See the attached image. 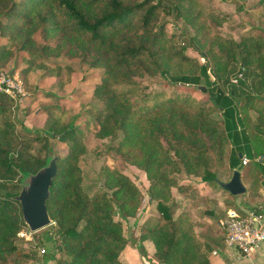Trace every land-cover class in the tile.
<instances>
[{
  "label": "trees",
  "instance_id": "obj_1",
  "mask_svg": "<svg viewBox=\"0 0 264 264\" xmlns=\"http://www.w3.org/2000/svg\"><path fill=\"white\" fill-rule=\"evenodd\" d=\"M251 1L221 0L237 13L250 11L249 24L222 12L215 0H0V68L19 56L23 79L36 70L59 74L62 64L50 66L59 57L102 69L92 89L100 104L94 137L110 140L107 153L115 163L102 169L103 190L90 196L83 188L81 131L57 119L49 126L50 137L67 146L46 202L54 225L45 256L53 264H121L128 240L120 218L136 217L143 203L125 164L145 173L158 212L139 225L137 240H150L161 264H211L218 231L224 240L222 215L199 193L204 209L197 219L189 209L176 215L173 189L184 199L191 190L181 173L221 189L218 171L229 177L238 171L250 197L264 187V0L246 9ZM166 17L182 22L179 34L168 32ZM225 25L243 33L236 39L222 31ZM238 71L244 77L234 85L230 78ZM157 76L170 90L148 91L140 81ZM40 141L44 156L32 151ZM48 143L18 128L15 101L0 92V264H29L43 246L38 239L20 242L25 224L15 197L25 175L49 160ZM244 150L247 164L239 156ZM225 193V211H246L237 195ZM247 207L263 213L261 205Z\"/></svg>",
  "mask_w": 264,
  "mask_h": 264
},
{
  "label": "rangeland",
  "instance_id": "obj_2",
  "mask_svg": "<svg viewBox=\"0 0 264 264\" xmlns=\"http://www.w3.org/2000/svg\"><path fill=\"white\" fill-rule=\"evenodd\" d=\"M257 1L259 0L248 2L245 8H249ZM215 6L224 13L234 14L236 18L242 22H250V11H247V13L244 11L237 13L234 5L221 2V0H215ZM166 21L168 23L167 30L171 34H179L183 29V24L180 20H174L173 17H166ZM251 24L256 25L253 23ZM222 31L225 34L232 35L236 39L243 33L242 29L239 28L234 31V29L231 30V27L228 25L223 26ZM180 41L182 44L187 45L185 37L181 38ZM188 53L196 56L200 62H203L201 56L193 49H189ZM50 61L51 67L55 62L64 66L59 74L47 76L44 70H36L28 73L26 79H23L20 71L24 68V64L21 62L19 56L11 60L6 67L0 68V73L4 76L5 83H9L11 87L14 88V94L17 98L15 101V118L17 120V126L20 129H27L32 137L39 136L41 138H46L48 142L55 141L56 150L60 156L65 154L67 146L61 143L58 137H50L53 131L49 129V126L57 119L60 120V123H71L73 126L77 127L81 131L82 139L86 145V151L80 158L83 176L82 184L85 191L90 196H94L98 191L104 189L102 186L103 167H112L115 164L107 153V146L110 140H101L94 137L96 124L93 120V114L100 107V104L93 97L92 89L93 86L99 82L98 74L102 69L90 68L87 64L78 59L68 60L59 57L51 59ZM140 81L148 88V91L161 89L170 90V88L166 86L164 79L160 76L145 77L140 79ZM32 151L34 154L44 156L46 148L43 142H34ZM123 170L132 178L143 193V203L138 218H120L123 227H128L130 229V227H137V222L144 221L149 215H157L158 212L155 202L151 201L152 206L147 204L149 199L147 192L149 181L145 173L141 169L130 164H125ZM217 175L221 180L225 179V176L226 178L229 177V173L227 174L223 171H218ZM179 180L183 182L188 181L187 185H189L188 187H190L191 190L185 193L188 201L184 204L187 205L184 209H189L194 218L197 219V212L203 211L204 209L203 202L200 198H197V193H199L200 187H202V185H200L202 181L199 178L188 177L184 173L179 175ZM173 193L175 197H179L175 189H173ZM198 195L201 194L199 193ZM236 197H244V194L237 195ZM235 201L239 205H242L244 202L243 200L237 202V198ZM213 204L215 205V201H213ZM182 210L180 205L176 210V215ZM225 216L226 214L223 213L222 216L219 217L221 218L219 221L220 223L223 224ZM53 225L54 223L36 232L29 231L25 226L18 233V238L22 243L32 242L36 244V239L42 241L43 246L39 247L38 250L40 251L41 248H44L45 252L43 254L39 252V254L45 256L52 249V242L45 238L47 235L53 237ZM213 227H215V230L217 228L216 231H218L221 225L214 223ZM217 235L218 242H221L220 245L224 244L221 230L217 232Z\"/></svg>",
  "mask_w": 264,
  "mask_h": 264
},
{
  "label": "crops",
  "instance_id": "obj_3",
  "mask_svg": "<svg viewBox=\"0 0 264 264\" xmlns=\"http://www.w3.org/2000/svg\"><path fill=\"white\" fill-rule=\"evenodd\" d=\"M240 116V115H239ZM238 117V116H237ZM239 129L241 127L239 126ZM246 156V150H244L243 155L241 153L239 154L240 159H242L243 156ZM262 161V158H261ZM219 178V177H218ZM231 177L225 179H220L221 182H227L230 180ZM200 185V191L199 193L201 195L207 194L209 198L213 201H215V207H216V213L219 215H222L223 213L226 214V211L229 208L226 209L224 207V200L227 198V195L225 193V190L222 188H211L204 182H202ZM246 191L244 194V197H237V202L239 200H243L244 202L242 203L241 208L250 211L248 205L251 206H256V205H261L262 210H263V215H264V187H261L259 189V196H249L248 191H247V186ZM227 192V191H226ZM241 195V194H240ZM180 197V199H179ZM179 197H175L176 201L181 205V209H184L187 205L186 201L187 199H184L182 196L179 195ZM147 204L152 206V202L150 199H148ZM139 216V213L137 214V218ZM134 217V218H136ZM226 217V216H225ZM143 222V221H142ZM141 221L137 222V227H123V234L125 238L128 240L127 245L125 248L121 251L119 254V261L121 264H161L158 263L154 258V245L153 243L146 239V240H137V237L140 234V227L139 225L142 223ZM36 260L29 263V264H53L54 261L51 257H47L44 255L38 253L36 255ZM210 261L211 264H264V242L250 255L246 256L241 254L238 250L234 248H228L224 244L219 245L214 248L210 255Z\"/></svg>",
  "mask_w": 264,
  "mask_h": 264
},
{
  "label": "water",
  "instance_id": "obj_4",
  "mask_svg": "<svg viewBox=\"0 0 264 264\" xmlns=\"http://www.w3.org/2000/svg\"><path fill=\"white\" fill-rule=\"evenodd\" d=\"M196 89L202 93L207 91L204 85H199ZM47 151L49 155L47 163L36 173L25 175L20 192L15 197L21 207L23 223L31 232H36L53 224L47 211L46 202L50 196V187L56 175V162L59 158L55 141L49 142ZM218 184L220 188L234 196L243 194L246 191L238 171L233 172L229 181H218Z\"/></svg>",
  "mask_w": 264,
  "mask_h": 264
},
{
  "label": "built area",
  "instance_id": "obj_5",
  "mask_svg": "<svg viewBox=\"0 0 264 264\" xmlns=\"http://www.w3.org/2000/svg\"><path fill=\"white\" fill-rule=\"evenodd\" d=\"M243 77V72L238 71L230 78V83L237 85ZM0 92L10 96L14 101L17 99L14 88L9 83H5L1 73ZM241 160L243 164H247L249 161L245 155ZM256 160L261 161V157ZM223 225L225 229L224 245L238 250L243 255H250L264 242V215L262 212L250 210L241 213L235 209H229L226 211ZM39 252L43 254L45 249L41 248Z\"/></svg>",
  "mask_w": 264,
  "mask_h": 264
}]
</instances>
